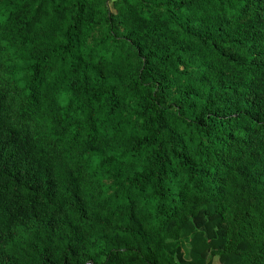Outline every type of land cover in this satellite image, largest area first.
<instances>
[{
    "label": "trees",
    "instance_id": "obj_1",
    "mask_svg": "<svg viewBox=\"0 0 264 264\" xmlns=\"http://www.w3.org/2000/svg\"><path fill=\"white\" fill-rule=\"evenodd\" d=\"M213 259L264 264V0H0V264Z\"/></svg>",
    "mask_w": 264,
    "mask_h": 264
},
{
    "label": "rangeland",
    "instance_id": "obj_2",
    "mask_svg": "<svg viewBox=\"0 0 264 264\" xmlns=\"http://www.w3.org/2000/svg\"><path fill=\"white\" fill-rule=\"evenodd\" d=\"M187 250H188V245H185V246H184V253H187ZM213 263H214V264H219V263L216 261V259H213Z\"/></svg>",
    "mask_w": 264,
    "mask_h": 264
}]
</instances>
